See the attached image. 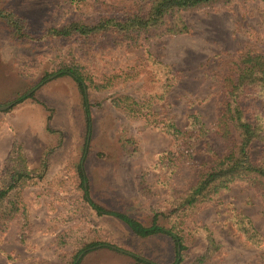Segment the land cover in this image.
<instances>
[{
  "label": "rangeland",
  "instance_id": "374dc122",
  "mask_svg": "<svg viewBox=\"0 0 264 264\" xmlns=\"http://www.w3.org/2000/svg\"><path fill=\"white\" fill-rule=\"evenodd\" d=\"M76 1L77 11L85 14L92 13L90 4L96 3ZM69 3L0 0V7L27 21V29L39 36L48 27L63 23L71 12ZM263 10L261 0H232L228 5L183 10L180 15L189 32L156 36L136 46L108 39L82 44L81 40L65 42L46 36L19 43L11 39L9 26L0 18V106L14 103L0 110V184L16 151L29 169H39L43 159L47 162L43 177L20 192L19 212L0 230V264L178 263L169 236H135L121 220L98 214L85 199L87 195L100 206L147 225L154 214L169 211L168 194L185 189L193 178L189 164L176 166L159 159L162 152L173 148L172 136L113 104L116 96L136 97L148 91L152 86L148 70L140 67L143 72L134 71V76L116 80L108 88H87L88 126L77 83L58 69L74 64L99 81L104 74L137 69L147 46L177 77L165 97L154 103L156 117L170 119L182 128L188 115L197 114L209 128L216 119L226 64L247 50L264 53ZM20 96L24 98L16 102ZM36 107L42 111L36 130L30 124L23 136L18 135L15 125L26 130L24 112L30 114ZM208 136L215 148H222L218 136L211 131ZM199 148L197 144L194 158L204 157ZM232 211L249 217L264 237V203L252 188L235 182L186 220L189 226L206 225L219 243L203 264H264V241L257 247L246 241L229 219ZM157 219L165 224L163 216ZM92 240L100 246L76 262ZM197 245L184 251L179 264L199 252Z\"/></svg>",
  "mask_w": 264,
  "mask_h": 264
},
{
  "label": "trees",
  "instance_id": "16d2710c",
  "mask_svg": "<svg viewBox=\"0 0 264 264\" xmlns=\"http://www.w3.org/2000/svg\"><path fill=\"white\" fill-rule=\"evenodd\" d=\"M232 0H115L105 2L95 0L90 4V14L78 12L76 0H69L70 15L63 23L50 26L37 36L27 29V21L6 13L0 7V18L9 26V35L19 43L38 38L50 37L60 41L81 40L89 44L104 39L111 43L136 46L146 45L150 39L168 34L189 32V27L180 15L183 10L199 9L214 5H228ZM264 4V0H261ZM91 3V2H90ZM264 16V10L262 11ZM139 43V44H138ZM148 70L152 86L140 96L124 94L113 98V104L133 117L145 118L152 126L159 127L172 136L175 144L171 150L160 154L176 166L187 163L193 170V178L183 190H174L166 201L170 207L167 213L154 214L150 224H143L128 214L106 209L85 195L86 201L98 214L112 215L124 222L139 237L165 234L173 243L175 262L179 264L184 251L197 243L199 252L182 264H203L214 253L219 243L212 237L206 225L189 226L186 220L201 205L215 200L230 186L239 182L252 188L264 203V53L244 51L236 59L229 61L221 75L220 92L216 100V119L208 128L197 114L188 115L182 128L164 117H156L153 105L165 97L169 88L176 82V75L169 64L158 60L143 50L141 65L137 69L119 70L104 74L96 81L90 74L81 71L74 64H63L58 71L70 75L82 94L83 106L90 125V108L87 88L100 90L113 85L116 80L130 78L134 74ZM24 96L16 99L20 102ZM48 121V118H46ZM1 122V119H0ZM213 132L223 141L221 149L212 145L208 132ZM197 144L203 158H194ZM46 159L39 169H29L20 151L12 153L0 184V230L19 212L20 192L35 178L41 179L46 169ZM229 217L236 231L251 245L259 246L264 237L253 223L240 211H232ZM24 224L25 211H23ZM163 216L165 224L158 222ZM92 240L85 246L97 244Z\"/></svg>",
  "mask_w": 264,
  "mask_h": 264
},
{
  "label": "crops",
  "instance_id": "0c3cea01",
  "mask_svg": "<svg viewBox=\"0 0 264 264\" xmlns=\"http://www.w3.org/2000/svg\"><path fill=\"white\" fill-rule=\"evenodd\" d=\"M27 112H24V119H25V125H27V129L25 130L24 128H22V127H20L18 124H16L15 125V130H16V133L18 134V135H24V133L25 132H27L28 130H29V126H30V124H31V127L32 128H34L35 130H36V124H37V121H41V119H42V111H41V109L39 108V107H36V109L32 112V113H28V114H26ZM31 119H35V120H31ZM34 130V131H35ZM35 134H36V132H35ZM21 136V137H22ZM36 136V135H35ZM35 136H33V138H32V142L34 143V141H35ZM30 140V139H29ZM101 215H108V214H101ZM112 216V215H111ZM120 223L121 224H123L124 225V222H122V221H120ZM122 225V226H123ZM125 226H127L126 224H125ZM127 228L131 231V229L127 226ZM133 233V232H132ZM134 234V233H133ZM135 235V234H134ZM135 236H137V235H135ZM139 237V236H138ZM98 246H100V244H97V245H90L88 248H86V249H84L83 250V253H81V254H79V256L77 257V259H76V262L79 260V259H81V257H82V255L86 252V251H89V250H92L93 248H96V247H98ZM133 256H132V259H134L137 263H141L140 262V258H139V256H137L136 254H132ZM78 263H79V261H78ZM78 263H76V264H78Z\"/></svg>",
  "mask_w": 264,
  "mask_h": 264
},
{
  "label": "water",
  "instance_id": "95a60500",
  "mask_svg": "<svg viewBox=\"0 0 264 264\" xmlns=\"http://www.w3.org/2000/svg\"><path fill=\"white\" fill-rule=\"evenodd\" d=\"M13 105H14V103L11 102V103L6 104L4 106H0V110L8 109V108L12 107Z\"/></svg>",
  "mask_w": 264,
  "mask_h": 264
}]
</instances>
